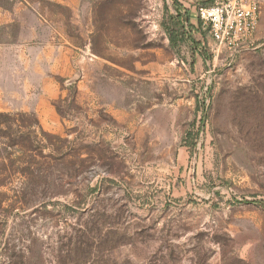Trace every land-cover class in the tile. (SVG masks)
Instances as JSON below:
<instances>
[{"label": "rangeland", "instance_id": "obj_1", "mask_svg": "<svg viewBox=\"0 0 264 264\" xmlns=\"http://www.w3.org/2000/svg\"><path fill=\"white\" fill-rule=\"evenodd\" d=\"M207 1L0 0V264H264V0Z\"/></svg>", "mask_w": 264, "mask_h": 264}, {"label": "built area", "instance_id": "obj_2", "mask_svg": "<svg viewBox=\"0 0 264 264\" xmlns=\"http://www.w3.org/2000/svg\"><path fill=\"white\" fill-rule=\"evenodd\" d=\"M195 9L215 44L229 50L231 55L249 45L260 18V0H214Z\"/></svg>", "mask_w": 264, "mask_h": 264}, {"label": "trees", "instance_id": "obj_3", "mask_svg": "<svg viewBox=\"0 0 264 264\" xmlns=\"http://www.w3.org/2000/svg\"><path fill=\"white\" fill-rule=\"evenodd\" d=\"M212 3H213L212 0H208L207 3H203V4H199V5H209V4H212ZM197 19H198V18H197ZM198 21H199V19H198ZM199 23H201V22L199 21ZM170 41H171L172 43H174V38L171 37V36H170ZM83 238H84V239L82 240V247H81V253H82L81 259L83 258V256H89V254H90V252L92 251V249L95 250V252L97 253L98 250L100 249V247L103 245V243L100 242V241H101L100 239L96 240L97 243L92 242V241L94 240L95 236H93V235H89L88 233H87V235L84 236ZM94 244H95V245H94ZM113 245H114V244H113ZM113 245L111 244L110 248H112ZM97 247H98V248H97ZM86 261H87V260L82 261V262H80V263H81V264H86V263H87ZM76 262H77V261H76ZM88 262H89V261H88ZM88 264H91V263H88ZM148 264H150V263H148Z\"/></svg>", "mask_w": 264, "mask_h": 264}]
</instances>
